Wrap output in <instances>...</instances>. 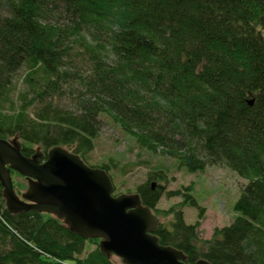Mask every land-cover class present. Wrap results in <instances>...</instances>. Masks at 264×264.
I'll use <instances>...</instances> for the list:
<instances>
[{
    "label": "trees",
    "instance_id": "trees-1",
    "mask_svg": "<svg viewBox=\"0 0 264 264\" xmlns=\"http://www.w3.org/2000/svg\"><path fill=\"white\" fill-rule=\"evenodd\" d=\"M263 30L264 0H0V135L29 156L64 146L85 160L106 115L189 172L227 166L248 179L234 222L202 250L181 210L156 234L192 264H264ZM136 192L158 211L162 189ZM98 241L10 213L0 182V264H114Z\"/></svg>",
    "mask_w": 264,
    "mask_h": 264
},
{
    "label": "water",
    "instance_id": "water-1",
    "mask_svg": "<svg viewBox=\"0 0 264 264\" xmlns=\"http://www.w3.org/2000/svg\"><path fill=\"white\" fill-rule=\"evenodd\" d=\"M43 158L41 147L31 156L24 154L19 136L0 137V182L10 213L52 214L82 237L99 238L101 252L108 258L115 254L125 264H192L181 249L160 243V218L139 193L115 195L105 169L88 165L64 146L52 147ZM12 171L28 181L21 195ZM196 264L212 263L202 258Z\"/></svg>",
    "mask_w": 264,
    "mask_h": 264
},
{
    "label": "rangeland",
    "instance_id": "rangeland-1",
    "mask_svg": "<svg viewBox=\"0 0 264 264\" xmlns=\"http://www.w3.org/2000/svg\"><path fill=\"white\" fill-rule=\"evenodd\" d=\"M262 33L264 35V30ZM25 73V69H21L17 74L19 89L25 87ZM67 102L68 96L65 99V103ZM100 119L101 130L94 139V148L86 155L85 160L95 167L109 165L115 195L136 193L139 185L151 180L154 187L163 191L156 212L161 225L171 228L175 211L181 210L184 221L197 228L194 241L199 250L214 238L217 229L234 222L238 215L234 205L248 179L220 164L208 165L203 171L189 172L180 168L171 156L141 148L131 135L106 115H100ZM13 177L15 188L21 195L26 190L28 181L18 173ZM170 191L174 193L168 194ZM185 193H191L197 205L191 204L193 199L187 198ZM97 246L96 241H89L87 249L93 250ZM110 259L114 264H125L115 254Z\"/></svg>",
    "mask_w": 264,
    "mask_h": 264
},
{
    "label": "bare ground",
    "instance_id": "bare-ground-1",
    "mask_svg": "<svg viewBox=\"0 0 264 264\" xmlns=\"http://www.w3.org/2000/svg\"><path fill=\"white\" fill-rule=\"evenodd\" d=\"M251 100H253V99H251ZM250 100V101H251ZM250 104H252V103H250ZM0 137H2L1 135H0ZM3 138H5V137H3ZM14 137H12V138H6V139H13ZM19 140H20V142H21V144H22V149H23V147H24V144H28V145H30L29 143H24L23 142V140L19 137ZM37 147H40V146H37ZM36 147V148H37ZM55 147V146H54ZM51 149V148H50ZM49 149V150H50ZM49 150L47 151V152H45V151H43L44 152V158L42 159V161H45L46 159H47V156H48V152H49ZM70 150V149H69ZM71 151V150H70ZM29 156V155H28ZM86 162V161H85ZM87 163V162H86ZM88 164V163H87ZM89 165V164H88ZM91 166V165H90ZM95 167V166H94ZM206 169V168H205ZM17 173V172H16ZM19 174V173H18ZM12 176H13V174H12ZM111 176V175H110ZM242 177V176H241ZM26 178V177H25ZM112 178V177H111ZM13 179H14V177H13ZM15 184V183H14ZM155 213V212H154ZM156 214V213H155ZM159 217V216H158ZM100 248V247H99Z\"/></svg>",
    "mask_w": 264,
    "mask_h": 264
}]
</instances>
